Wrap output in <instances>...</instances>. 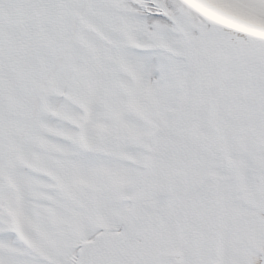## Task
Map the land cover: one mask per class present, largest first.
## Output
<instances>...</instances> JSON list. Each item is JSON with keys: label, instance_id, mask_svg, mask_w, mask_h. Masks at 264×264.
<instances>
[{"label": "snow or ice", "instance_id": "obj_1", "mask_svg": "<svg viewBox=\"0 0 264 264\" xmlns=\"http://www.w3.org/2000/svg\"><path fill=\"white\" fill-rule=\"evenodd\" d=\"M0 264H264V0H0Z\"/></svg>", "mask_w": 264, "mask_h": 264}]
</instances>
